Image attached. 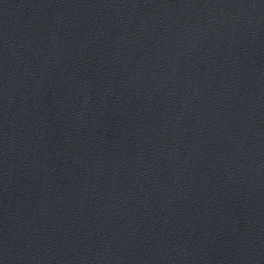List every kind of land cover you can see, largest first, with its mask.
Returning <instances> with one entry per match:
<instances>
[{
	"label": "water",
	"instance_id": "1",
	"mask_svg": "<svg viewBox=\"0 0 264 264\" xmlns=\"http://www.w3.org/2000/svg\"><path fill=\"white\" fill-rule=\"evenodd\" d=\"M0 264H264V0H0Z\"/></svg>",
	"mask_w": 264,
	"mask_h": 264
}]
</instances>
